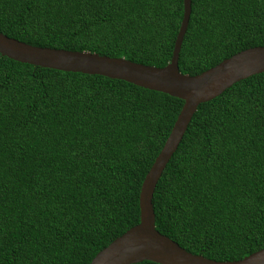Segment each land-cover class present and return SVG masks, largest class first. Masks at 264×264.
<instances>
[{"label": "trees", "instance_id": "16d2710c", "mask_svg": "<svg viewBox=\"0 0 264 264\" xmlns=\"http://www.w3.org/2000/svg\"><path fill=\"white\" fill-rule=\"evenodd\" d=\"M182 17L183 0H0L9 38L157 68ZM255 47L264 0H191L178 69L195 76ZM182 106L0 55V264H90L137 225L142 182ZM152 204L157 232L191 254L232 262L264 249V73L197 107Z\"/></svg>", "mask_w": 264, "mask_h": 264}, {"label": "water", "instance_id": "95a60500", "mask_svg": "<svg viewBox=\"0 0 264 264\" xmlns=\"http://www.w3.org/2000/svg\"><path fill=\"white\" fill-rule=\"evenodd\" d=\"M191 14V0H183V17L170 62L162 67L146 66L124 58L96 53L40 48L0 33V55L34 67L120 80L167 94L183 101L165 143L146 174L139 194V223L99 251L90 264H264V249L238 261L217 262L194 255L157 232L152 198L157 183L176 152L197 107L235 83L264 73V47L243 50L195 76L183 75L178 58Z\"/></svg>", "mask_w": 264, "mask_h": 264}]
</instances>
